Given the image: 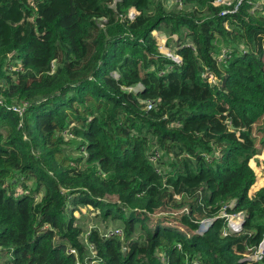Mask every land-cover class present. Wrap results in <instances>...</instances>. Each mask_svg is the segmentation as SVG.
Wrapping results in <instances>:
<instances>
[{"label":"trees","instance_id":"obj_1","mask_svg":"<svg viewBox=\"0 0 264 264\" xmlns=\"http://www.w3.org/2000/svg\"><path fill=\"white\" fill-rule=\"evenodd\" d=\"M216 1L0 0V264H85L89 247L92 264H264L242 261L264 240V5ZM84 206L123 235L83 236Z\"/></svg>","mask_w":264,"mask_h":264},{"label":"rangeland","instance_id":"obj_2","mask_svg":"<svg viewBox=\"0 0 264 264\" xmlns=\"http://www.w3.org/2000/svg\"><path fill=\"white\" fill-rule=\"evenodd\" d=\"M236 1L237 0H222V2H224V5H230V4H233ZM240 1H242V0H240ZM263 5H264V0H259L256 3V7H262ZM171 8L172 7H168L167 9L168 10H172ZM133 14H135V12H133ZM153 36H154V34H153ZM157 37L159 39L157 41V43H158V47H159L160 52L162 54L165 53L167 56L169 54H171L172 56H175L174 54H176L175 51H176L177 40H175L173 38L170 39V40H166L163 37H160V36H157ZM167 37H169V36H167ZM221 51L222 52L219 53V56L218 57L216 56L219 60L223 58V52L226 51V50L222 49ZM116 78H118V75H116ZM140 89H142V86L138 85V86H136V87H134V88H132L130 90L131 91H139ZM255 135H256V138H257V146H258V148L261 149L262 141L264 140V121H263L262 125L257 127V132H256ZM65 149L67 150V152L73 153L74 156L76 155V153L73 151V149L71 147H67ZM155 150H159L157 146L155 147ZM161 156H163V153L160 151V152H158L157 157L161 158ZM164 160L167 161V158L166 159L164 158ZM263 160H264V150H263V153L259 157H256L254 160H252L250 162L251 167L255 170L256 175H257L256 186H257V184L258 185L262 184L263 181H264V174L262 172L263 170H262L261 166L258 165V163L263 161ZM159 168H161L162 171L165 169L164 167H162V164L159 165ZM21 190H22V187H19L17 189V193H20ZM107 199H109V201H113V202H116V200H117L115 197L107 198ZM230 205L234 207L235 203L231 202ZM179 211L180 210L173 211L171 214L168 211H163L162 214L157 215V216L149 215V217L144 218V221L146 223H148V227L149 226L152 227L158 221H163V220H165V222H166L165 226H169V227L170 226H175V225L178 224L177 223V218L178 217H175V215L180 213ZM233 215H238V214H233ZM74 216L77 218L76 225L83 229V236L85 235V237H87V233H89L92 229H97L103 234H104V231H106L107 234H112V232H114L115 229H117V228L119 230H122V225L120 223H118L116 221H111V220H103V218L99 214L98 210H95V209H93L91 207H85V206L84 207H80V209L78 211H76V213H74ZM156 220H158V221H156ZM211 223H212V220H210V219H205V220L201 221L199 229L194 231V232H192V233H190L186 227H184V226H180V227L186 233L187 232L190 233V234L188 233V235H189V237L191 239L193 235H196V236L204 235V233L208 230V228L211 225ZM173 228H177V227H173ZM178 229L180 230V228H178ZM140 235H141V232H137L135 234L134 238L137 239V238L140 237ZM91 252H92V250L89 247L88 252L85 254V258H86L85 259V264H92L93 263V261L91 260V258H93V255H92ZM252 256H254V254H250V255L244 257L242 261H245L246 259L247 260L251 259Z\"/></svg>","mask_w":264,"mask_h":264},{"label":"built area","instance_id":"obj_3","mask_svg":"<svg viewBox=\"0 0 264 264\" xmlns=\"http://www.w3.org/2000/svg\"><path fill=\"white\" fill-rule=\"evenodd\" d=\"M215 4L216 5H224V2H222V0H217L216 2H215ZM231 5V4H230ZM228 6V5H227ZM228 13V11H224L222 14L224 15V14H227ZM136 14H133V12H132V14H131V17H133V16H135ZM153 34H154V37L156 38V40L158 41L159 39H158V37L157 36H160V37H163V38H165L166 40H169V37H167L166 35H164V34H162L160 31H154L153 32ZM171 38H173V39H175V40H178V37L177 36H172ZM177 38V39H176ZM224 50H226V49H224ZM164 53V52H163ZM226 51H224L223 52V57H224V55H226ZM165 54V53H164ZM163 54V55H164ZM175 56H172L171 54H169L168 56L165 54V56H167V57H169V58H171L173 61H175L176 63H178V64H181L182 63V59H181V57L179 56V55H177V54H174ZM221 60V59H220ZM207 76H209V78H208V82L211 84V85H219V82H218V80H216L214 77H213V75H209L208 74V72L207 73H205V77H207ZM3 103V101L0 99V104H2ZM153 105H154V103L153 102H151V101H149V102H147V109L148 110H150V109H152V107H153ZM13 108V110L15 111V112H19V111H22L21 112V114L23 113V111H24V108H21V107H18V106H13L12 107ZM230 207H233V206H231V205H229ZM221 217H223V218H227V221H228V223H227V228H226V230H225V235H228V234H232V233H239V232H241L242 231V229H243V223L245 222V215L243 214V213H239L238 215H231V214H227L226 212H225V210L224 211H222V213H221ZM112 234H116V235H118V236H122L123 235V231L122 230H119V229H115V231L114 232H112ZM91 248V250H92V255H93V258L95 257V255H96V251L94 250V247H90ZM69 253H72V254H76V251L75 250H69ZM264 257V240H263V242L260 244V246H259V248H258V250H257V252L254 254V256H252V258L251 259H249V260H252V261H259V260H261L262 258Z\"/></svg>","mask_w":264,"mask_h":264},{"label":"crops","instance_id":"obj_4","mask_svg":"<svg viewBox=\"0 0 264 264\" xmlns=\"http://www.w3.org/2000/svg\"><path fill=\"white\" fill-rule=\"evenodd\" d=\"M261 163H262V161H261ZM256 183H255V185L250 190V196H254L259 189H261V188L264 187V181L260 185L257 184V186H256Z\"/></svg>","mask_w":264,"mask_h":264},{"label":"clouds","instance_id":"obj_5","mask_svg":"<svg viewBox=\"0 0 264 264\" xmlns=\"http://www.w3.org/2000/svg\"><path fill=\"white\" fill-rule=\"evenodd\" d=\"M135 14H136V12H135ZM156 39V38H155ZM243 225H244V223H243Z\"/></svg>","mask_w":264,"mask_h":264}]
</instances>
